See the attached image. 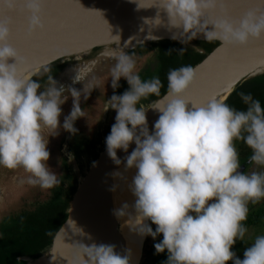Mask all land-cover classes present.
I'll list each match as a JSON object with an SVG mask.
<instances>
[{"label": "clouds", "instance_id": "clouds-1", "mask_svg": "<svg viewBox=\"0 0 264 264\" xmlns=\"http://www.w3.org/2000/svg\"><path fill=\"white\" fill-rule=\"evenodd\" d=\"M44 3L0 0V7L26 13L27 34L31 36L45 28ZM18 4L22 6L17 8ZM155 4L166 14L170 28L178 30L173 39L179 38L182 44L199 35L208 43L233 48L264 41L262 9H250L235 19L229 14L227 0H155ZM10 35L11 19L3 16L0 169L20 172V184L48 191L61 184L48 165L50 138L58 137L61 130L70 136L78 134L75 122L85 118L81 99L87 101L92 91L100 88L103 77L91 75L80 89L68 88L65 95V89L58 88L49 75L47 86L42 88L33 78L36 69L21 74L27 61L9 43ZM184 51L182 48L178 53ZM115 61L106 74L113 89L107 105L116 115L105 147L117 166L110 174L114 181L110 191L116 193L123 183L132 197L131 203L124 201L113 209L121 230L127 229L141 240L162 237L153 245L155 254L166 253L162 264H264V234L244 249L242 259L232 251L248 231L249 204L264 200V108L260 101L251 93L240 92L243 110L230 107L226 97L218 96L189 107L182 97L195 82L196 69L180 66L167 73V93L173 99L163 108H148L160 113L150 131L148 109L138 105L149 96L160 95L161 81L157 76L142 80L135 56L121 52ZM49 71L43 67V73ZM121 78L128 89L117 95ZM83 80L78 75L74 82ZM69 98L72 107L61 122L62 105ZM236 141L248 147L249 163L259 171L239 170ZM118 150L127 154L123 164ZM65 154L69 162L74 159L72 153ZM69 264H133L132 252L126 249L121 255L114 245L81 243L74 246Z\"/></svg>", "mask_w": 264, "mask_h": 264}, {"label": "water", "instance_id": "water-1", "mask_svg": "<svg viewBox=\"0 0 264 264\" xmlns=\"http://www.w3.org/2000/svg\"><path fill=\"white\" fill-rule=\"evenodd\" d=\"M261 3H264V0H227V7L229 14L238 19L246 11ZM21 6L22 4H18L17 8ZM3 16L11 19L9 43L27 61L21 69V74L36 69L34 79L38 76L43 77L45 75L48 77L52 75L56 86L65 89V95L68 94V88L80 89L82 83L86 82L91 75L103 77L100 88L94 89L87 101L81 99V108L85 113V118H80L75 122L74 126L78 129V134L70 136L69 133L61 130L60 135L56 138H50L48 144L50 153L48 165L50 167L52 162L57 165L50 167L57 175L58 171L62 170V161L67 159H60L59 162L55 160L62 150H67V153H70L68 151L71 148V153L74 151H80L81 153L91 146L90 149L96 158L92 160L91 165L86 169L87 171L84 170V175L81 174V170L75 172L77 176L76 191L72 195V200L67 209L66 220L52 242L44 249L33 254L16 256L17 264L69 263L71 260L69 257L70 240L77 225L85 227L94 236L93 244L111 245V242L97 226L98 216L95 215L97 213L95 212L92 216V197L94 193L99 192V216L106 215L109 218L113 216L112 205H107L111 198L110 189L107 186L101 189L100 187L106 175L111 170L117 169V166L107 156L105 147V138L110 132L116 115L115 111L108 109L107 105V100L113 95V89L110 87V78L107 81L106 74L108 68L115 64V57L121 52L137 58L138 74L142 80H149L153 77L152 74L148 73V67L150 68L153 63L158 68L156 76L159 79L161 78L160 58L162 54L158 52L161 45L166 48L178 45L185 50L184 52L201 57V61L192 65L196 69V80L187 94L182 97L186 100L189 95H194L192 102H188L189 107L192 104H203L214 96H225L230 90V94L225 96L226 100L232 93L250 91L251 88H262V95H264V75L253 77L250 73L255 67L246 66V64L240 65L239 63H248V52L246 55L243 53L235 56L236 51L242 48L220 46L218 42L208 43L203 35H199L198 38L188 44H182L179 38L173 39L174 35L178 37V30L170 28L166 14L155 4V0H45L43 15L45 28L43 31H37L31 36L27 34L28 16L26 13L8 12L0 7V18ZM101 19L108 26L109 31H114L110 32L112 36L117 35V33L120 36L108 45L98 44L95 46L93 43L99 41L102 36L99 29ZM157 20L160 22L157 23ZM209 30H211V26H209ZM212 46L214 47L212 48ZM223 47L231 53V58L224 59L220 66H216L212 63L215 59L214 56ZM245 58L246 60L241 61ZM9 63H14V61L10 60ZM234 65L239 67L236 68L235 75L229 79L225 78V74L231 71ZM43 67L49 68L50 71L43 73ZM78 75L84 80L74 82ZM119 83L120 87L115 90L117 95L128 89V85L123 78ZM40 84L42 88L47 86V78ZM107 88L109 92L104 95ZM99 96L104 97L100 100ZM172 99L173 97L166 93L149 104L151 101V96H149L147 99L141 100L138 107L143 105L146 110L150 107L163 108ZM258 100L264 108V96ZM71 107L72 101L69 98L62 105L61 122H63V116L70 112ZM159 115L160 113L157 110H147L146 117L150 131ZM94 133L99 135L102 143H104V147L100 151V146L96 147L93 140L92 134ZM134 147V144L130 145L129 153ZM126 155L122 151L118 150L117 152L122 164ZM85 157H91L92 159V156L86 153L82 154L79 162L82 163ZM70 168L71 171H69L73 173L75 169L71 165ZM244 168L243 165L239 170L243 172ZM6 171L10 175L17 174L9 170ZM2 204L6 207L2 211L4 215L2 217L10 215L13 212V207L8 205L9 201L7 202L4 199ZM87 208L91 213L86 211ZM94 210L97 211L95 207ZM82 213H84V216H82ZM2 217L0 223L4 220ZM107 221L113 222L114 220ZM0 233L2 232L0 231ZM143 240L139 264L143 259L148 237Z\"/></svg>", "mask_w": 264, "mask_h": 264}, {"label": "flooded vegetation", "instance_id": "flooded-vegetation-1", "mask_svg": "<svg viewBox=\"0 0 264 264\" xmlns=\"http://www.w3.org/2000/svg\"><path fill=\"white\" fill-rule=\"evenodd\" d=\"M244 93H251L254 98L257 97L255 93L251 91ZM238 94L239 93H232V95H230L225 102L232 108H235L237 110H243L245 108V105L240 100ZM154 101L155 100L150 101L149 104ZM235 146L239 154L240 164L241 166H245L243 172L248 173L253 170L259 171L260 169L255 168V166L249 163L251 151L243 143V141H236ZM72 154L74 155L75 163V160L78 161L76 159V151L72 152ZM68 164H70L69 161ZM72 174H75V172ZM60 181H63V176L60 178ZM35 189L37 191V194L36 196H34V198L36 199L37 206L33 210H31L30 208H24V211L19 216L20 218H4L6 222H8V224L7 226H5L3 232L0 233V264H17L15 257L21 254H27L26 249L31 250L30 248H35L38 243H43L44 245H46L50 241L49 233L54 226L52 227L48 223L49 218L47 212L49 210L47 207L51 199L53 198L52 195L53 191L55 190V187L53 189L48 190L50 194H48V191L39 192V188ZM31 191H33V188H31ZM62 194L68 197L70 194L69 188L65 187L64 184ZM248 207V218L245 221V226L247 227L248 231L245 234L244 240L237 241L232 248V251H234L237 257L241 259L243 258L244 249L250 246L254 238L257 235L264 234V200L260 201L258 204L255 205L249 204ZM12 211H16L15 208H13ZM44 217H46L45 220H47L45 222L43 221ZM50 221L52 220L50 219ZM153 230H155V228ZM161 238L162 237H157V239ZM146 254L147 256L154 258V264H162V262L165 261L167 258L166 253L155 254L153 244H151L146 250H144L142 261H144ZM142 261L140 264H142ZM229 264H231V262H229Z\"/></svg>", "mask_w": 264, "mask_h": 264}, {"label": "bare ground", "instance_id": "bare-ground-1", "mask_svg": "<svg viewBox=\"0 0 264 264\" xmlns=\"http://www.w3.org/2000/svg\"><path fill=\"white\" fill-rule=\"evenodd\" d=\"M110 32H114V31H110ZM110 36H112L110 34ZM118 36L115 34V36H112L111 38H108L106 36H101L99 41H95L93 43V45L97 46L98 44H103V45H108L111 42H113V40H115ZM96 37V36H95ZM92 38V37H91ZM88 40V39H87ZM94 47V46H93ZM248 52V63L245 62H239L240 65L246 64V66H253L255 67V69L250 73L253 77L256 76H261L264 75V41H252L249 43L248 46L243 47L242 49H240L239 51H236V55L238 56L240 54H245ZM214 65L216 66H220V63L223 62L224 59L230 57L231 58V53L228 52V50L226 48H221L219 49V51L217 52L216 56H214ZM219 58L220 60L218 61L217 59ZM245 59H241V61H244ZM239 68V67H238ZM229 94V92L226 93L225 96H227ZM225 96H220V98H224ZM194 95H189L186 100L188 102H192ZM121 169H122V165H121ZM117 170V169H115ZM114 169L111 170L106 177L104 178L103 182H102V186L100 187V189L102 187H108V189H111L114 181L111 177V173L113 171H115ZM129 175V179H130V175L131 173L128 174ZM100 191V190H99ZM110 202L107 203V205H112V208L114 209L115 207L119 206V204L121 202L124 201H128L129 203L132 202V197L130 195V193L127 190V187L125 184L121 183L118 191L116 193H113L112 191H110ZM99 193V192H98ZM98 193H94L93 197H92V216H94L95 212L98 216V221L97 222V226L100 229V231H102L103 235H105V237L111 242V245L115 246V251L121 255H123L125 253L126 249H130L132 252V261L133 264H139L138 262L140 261V254H141V246H142V242H144L143 238L141 240V238L135 234L129 233L127 229H123L121 230L120 227V222L115 218V216H111L110 218L106 215H101L99 216V210H100V200L98 199ZM94 207L96 208L97 211L94 210ZM104 209V208H103ZM86 211L89 213H91V211L89 210V208L86 209ZM82 216H84V213H82ZM101 217V218H100ZM108 218V219H107ZM113 219V222H108L107 220ZM96 224V223H95ZM117 228V230H116ZM93 235L85 228L82 227L81 225H77L76 229L73 232V235L71 237L70 240V247H69V257H72V252L74 249V246L77 244H84V245H91V242L93 241ZM93 244V242H92ZM69 264V263H67Z\"/></svg>", "mask_w": 264, "mask_h": 264}, {"label": "trees", "instance_id": "trees-1", "mask_svg": "<svg viewBox=\"0 0 264 264\" xmlns=\"http://www.w3.org/2000/svg\"><path fill=\"white\" fill-rule=\"evenodd\" d=\"M173 47V48H172ZM169 48H166L164 45H161L158 52L162 54V57L160 58V62H161V66H162V72H161V89H160V95L158 97L156 96H151V101L152 100H157L159 98H161L164 94L167 93V73L170 69L173 68H178L180 66H192L197 64L199 61H201V57L195 55V54H191L189 52H184L182 55L178 53V51L181 49L180 46L175 45ZM214 46H212L213 48ZM168 49V50H167ZM47 78V76H38L35 79L41 83L43 82V80ZM166 90V91H165ZM251 92H254L255 95L257 96L256 99L262 98L264 95H262V88H251L250 90ZM250 91H246V92H250ZM89 149L87 150H83L81 153L80 151H76V159L78 161L81 160V156L82 154H90L92 155V160L94 158H96L93 155V151H91L90 148H92L91 146L88 147ZM64 165V167H63ZM61 171H58V175L59 172H63V181L61 182L60 186L55 187V190L53 191V195H52V199L48 205V223L53 227L49 233V243L44 245L43 243H38L37 246L35 248H30L31 250L26 249V253L27 254H33L35 252H38L42 249H44L47 245H49L52 242L53 237L56 235V233L58 232V230L60 229V227L63 225V223L66 220V212L67 209L69 207V204L72 200V195L75 193L76 191V187H77V176L75 174H72L70 171V166L68 164V160L65 159L62 161V165H61ZM70 170V171H69ZM76 176V177H75ZM63 184L65 185V187L69 188V197L65 196L62 194V189H63ZM68 190V189H67ZM46 217L43 218V221H47L45 220ZM50 219L52 221H50ZM43 222V223H44ZM49 227V226H48ZM51 228V227H50ZM50 230V229H49ZM151 238V237H150ZM149 240V237H148ZM149 242V241H148ZM147 242V243H148ZM156 242H159L158 240ZM146 250V248H145Z\"/></svg>", "mask_w": 264, "mask_h": 264}, {"label": "rangeland", "instance_id": "rangeland-1", "mask_svg": "<svg viewBox=\"0 0 264 264\" xmlns=\"http://www.w3.org/2000/svg\"><path fill=\"white\" fill-rule=\"evenodd\" d=\"M148 73L152 74V76H156V74L158 73V68H157V65L155 63H153V65L150 66V68L148 67ZM108 92H109V90L107 88L104 95L108 94ZM122 93L123 92H121V94ZM103 97L104 96H99V99L102 100ZM263 103H264V101H263ZM85 133L87 136H89V134L87 132H85ZM92 136H93V140L95 141L96 147L99 145L100 146L99 151L102 150L104 147V143H102V139H100V136L96 135L95 133ZM99 139H100V141H99ZM66 152H67V150L66 151L62 150V152H59L58 155L56 156L55 160L57 162H59L58 160L63 159V158L64 159L67 158V155L65 154ZM68 152H71V148H69ZM67 160H68V158H67ZM73 161H74V159L71 162H73ZM71 162L69 165H71L73 167V169H75V171H73V173L77 172L78 170H81V174H83L84 170L88 169L89 166L91 165L92 159H91V157H89V158L85 157V159H83L82 163H80L76 160H75V163H71ZM52 165L57 166L53 162L51 163L50 167H52ZM16 173H17L16 175H14V174L10 175V174H8V172L6 170L0 169V219L3 215L2 211L5 207L4 204L1 205V203L4 202V199H6L7 202L9 201L8 205L15 208L16 211L11 212L10 215H8L6 217H2V219L7 218V217L9 219L19 217L21 215V213L24 211V208H30L31 210H33L37 206L36 205V199L34 198V196H36V194H37L36 189L33 188V191H31L30 187L20 184L19 181L22 178V173H20V172H16ZM59 173L60 174L58 175V179H60L63 176V172H59ZM40 191L41 190H39V192ZM48 194H50L49 191H48ZM5 209H6V207H5ZM3 221L4 222L0 223L1 232H3V230L5 229V226H7V224H8V222H6L5 219ZM152 227H153V229L155 228L154 225ZM157 240L159 241L160 239H157ZM156 241H153V239L149 237V240H147L148 243L146 244V249L151 244L154 245V243H156ZM153 261H154V258L149 257L146 254L144 261H142V264H154Z\"/></svg>", "mask_w": 264, "mask_h": 264}, {"label": "snow or ice", "instance_id": "snow-or-ice-1", "mask_svg": "<svg viewBox=\"0 0 264 264\" xmlns=\"http://www.w3.org/2000/svg\"><path fill=\"white\" fill-rule=\"evenodd\" d=\"M254 8L264 10V3H261L259 5L254 6ZM99 29H100V32H101L102 36H106L108 38L112 37V36H110V31L108 29V26L103 23V19L100 20ZM237 67H238V65H234L233 69L225 74V78L229 79V78L233 77L235 75V73H236V68Z\"/></svg>", "mask_w": 264, "mask_h": 264}, {"label": "crops", "instance_id": "crops-1", "mask_svg": "<svg viewBox=\"0 0 264 264\" xmlns=\"http://www.w3.org/2000/svg\"><path fill=\"white\" fill-rule=\"evenodd\" d=\"M93 135V134H92ZM98 140V139H97Z\"/></svg>", "mask_w": 264, "mask_h": 264}]
</instances>
